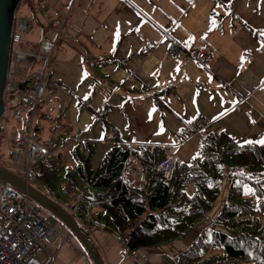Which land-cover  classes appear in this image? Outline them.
Listing matches in <instances>:
<instances>
[{
    "label": "crops",
    "instance_id": "obj_1",
    "mask_svg": "<svg viewBox=\"0 0 264 264\" xmlns=\"http://www.w3.org/2000/svg\"><path fill=\"white\" fill-rule=\"evenodd\" d=\"M70 12L56 59L58 81L71 93L72 104L62 112L55 103L41 115L65 116L75 123L79 140L100 142L105 128L100 116L111 125L113 113L126 118L124 139L136 146L178 147L179 162L198 148V142L181 144L177 135L196 115L209 121L210 133H224L237 144L264 137V0H74ZM173 40L183 48L207 43L213 60L206 66L186 58L174 62L166 53ZM117 131L114 145L128 144ZM90 211L94 217L101 213L95 204ZM85 217L82 228L104 264H179L207 228L200 222L182 239L141 249L148 255L142 261L125 254L116 234ZM66 234L49 245L50 264H93Z\"/></svg>",
    "mask_w": 264,
    "mask_h": 264
},
{
    "label": "trees",
    "instance_id": "obj_2",
    "mask_svg": "<svg viewBox=\"0 0 264 264\" xmlns=\"http://www.w3.org/2000/svg\"><path fill=\"white\" fill-rule=\"evenodd\" d=\"M100 118L108 132L112 125ZM199 141L197 156L174 163L169 177L161 168L165 152L157 146L133 148L119 140L92 169L91 143H76L69 153L76 166L64 174L73 199L82 192L75 213L89 215L90 222L116 234L129 250L153 248L182 239L204 220L226 173L228 200L213 226L202 230L179 264H264V147L234 143L224 133H209ZM129 157L136 161L143 181L122 176ZM35 176L43 189L54 191L56 170L51 158L36 164ZM188 184L193 186L192 194L186 191ZM245 187L252 190L256 204L244 197ZM93 204L101 210L95 217L90 211Z\"/></svg>",
    "mask_w": 264,
    "mask_h": 264
},
{
    "label": "built area",
    "instance_id": "obj_3",
    "mask_svg": "<svg viewBox=\"0 0 264 264\" xmlns=\"http://www.w3.org/2000/svg\"><path fill=\"white\" fill-rule=\"evenodd\" d=\"M67 21L68 14L66 13L58 22L56 38L41 40L38 53L20 47L22 34L30 29L28 22L15 15L12 24L10 63L3 86L4 110L0 117V145L2 143L7 145L11 168L21 171L22 179L28 184L31 180L36 179L35 166L39 161L58 155L56 150L35 140L33 123L36 109L44 98L46 83L49 79L47 67L56 47L58 35L63 31ZM166 53L169 59L174 62L186 58L201 66L208 65L214 57V50L207 43L199 48H183L174 40L169 43ZM34 62L38 63V68L29 71L26 67L25 75L27 80L32 83V89L27 91L26 81L23 82L25 84L20 89L19 85L23 84L22 81H15V77L20 74V64ZM261 88L264 89V79L261 81ZM9 110L12 112L8 113ZM9 114L14 120V124L7 123ZM209 125V121L203 115H196L178 129L177 135L180 140H187L194 136L202 137L210 133ZM72 140L76 141V136ZM69 141H71V137L67 136L60 146L68 144ZM157 147L165 152L166 160L161 168L164 169L167 176H170L173 164L180 163L174 155L178 147ZM121 174L131 180H134L135 176H138L141 181L144 180L136 161L131 157L125 162ZM82 197V192H78L65 208L70 213H75ZM41 208L26 194L0 180V264H50L53 250L49 245L62 237L63 231L67 233L66 239H71L73 235L61 222L51 221L53 220L52 216L45 218L40 215ZM125 254L133 259L148 260V255L141 249L129 250L125 247ZM185 256L186 252L181 255L179 260Z\"/></svg>",
    "mask_w": 264,
    "mask_h": 264
},
{
    "label": "rangeland",
    "instance_id": "obj_4",
    "mask_svg": "<svg viewBox=\"0 0 264 264\" xmlns=\"http://www.w3.org/2000/svg\"><path fill=\"white\" fill-rule=\"evenodd\" d=\"M73 3L74 0L73 1L67 0V3L66 0H20L15 15L17 18L22 17L24 20H26L30 28L28 32H24L22 34L20 47L22 49L34 50L35 52L38 53L39 52L38 46L41 40H43L44 38L54 40L57 36L58 22L65 16L66 13L68 14V18H69V13H71L70 8ZM75 5L76 2L73 8L75 7ZM63 31L58 35V38L56 40L57 41L56 47L53 51V54L51 55V59L47 67L49 79L48 82L46 83L44 98L36 109L34 123H33L35 140L40 144H43L53 150H56L58 153V155L51 157L56 170V182L54 185V191L50 192L47 189H43V187L39 184L37 178L31 180L29 183L31 184V186L35 187L36 189L40 191H44L47 194H49L50 198L57 201L63 207H67V205L70 204L73 200V193H69L66 190L64 174L66 173L67 170H72L76 166L70 157L69 154L70 148L76 143H82L83 141L81 139L79 140L78 138L76 141L72 140L75 137V132L78 133V135L80 134V132L75 130V123L68 124V122H66L67 118L65 116L59 119V118L47 116L45 114L41 115L46 107H50L55 103L60 106V110H62V112L69 110L68 108L69 102L72 104L71 93L68 90H66L65 87H62L58 81V78L61 75V64H60L61 61H58V59H56V56L59 55L57 50L64 41ZM11 65L13 66V62L11 63ZM26 67L29 71H34L38 68V63L36 62L30 64L21 63L19 67L20 74L18 75V77H15V81L17 82L22 81V83L26 81L27 91H30L32 89V83L28 81L27 78L25 77L27 72ZM70 80H71L70 78L66 79L65 82L68 85H70L71 84ZM10 112H12V110H9L8 113ZM119 115H120V119L116 113L108 115V117L113 120V124L111 123L112 126L109 130L113 132L112 135L110 132L107 133L106 129L103 128V134H101V139H100L102 142L100 141L96 143V141H94V143L91 144V146L93 147V153L92 155H90L91 156L90 165L92 169H95L99 165L105 152L113 147L114 139H112V137L116 138V135L118 133L117 129H120L122 138L124 139V131H125L124 128L126 127L127 123L123 124L125 117L121 113H119ZM7 123L9 124L15 123L14 120L11 118L10 114L7 119ZM73 130L75 131L74 133ZM67 136L71 137V141H69L68 144L60 146V144H62L66 140ZM98 138H100V135H98ZM124 140L126 143L130 144L131 147L136 146L133 145L134 142L131 141L130 139H124ZM188 141H191L192 144H196L198 142L199 145L200 143V141L195 137L180 142H182L181 144H186ZM115 145H117V143H115ZM198 149L199 146L196 152L194 153V155H192V157L197 156ZM0 165L5 166L7 169L13 171L15 175H17L18 177L20 178L23 177L21 171L18 170L15 171L11 168L10 160H9V150L7 145L3 143L0 145ZM138 179H139L138 176L134 177L135 181ZM229 183H230V179L226 176L225 173V176L221 182L217 199L213 203V206L210 209V211L206 213L205 215L206 217L202 221V224H205L207 228L213 226L214 219L216 218L219 210L221 209L223 204H225V202L228 200L227 192H228ZM79 189L83 190L84 192H88L87 188H83L82 185L79 186ZM186 191L188 194L193 193L192 184L187 185ZM244 197L247 200L251 201L253 204H256L258 202L252 190L248 187H245ZM40 215L45 218L51 217V214L43 208H41L40 210ZM73 216L77 219V221L81 226H84L83 224H85V220H86L85 215L73 213ZM218 252L221 253L222 251H218ZM180 260H182V258Z\"/></svg>",
    "mask_w": 264,
    "mask_h": 264
},
{
    "label": "water",
    "instance_id": "obj_5",
    "mask_svg": "<svg viewBox=\"0 0 264 264\" xmlns=\"http://www.w3.org/2000/svg\"><path fill=\"white\" fill-rule=\"evenodd\" d=\"M20 0H0V117L4 110L3 86L10 63L11 30ZM25 83L20 84L22 89ZM0 180L11 184L22 193L26 194L40 207L61 222L79 242L88 254L93 264H104L95 248L92 246L89 236L79 225L77 219L65 207L48 197L42 191L28 184L5 166L0 165Z\"/></svg>",
    "mask_w": 264,
    "mask_h": 264
},
{
    "label": "snow or ice",
    "instance_id": "obj_6",
    "mask_svg": "<svg viewBox=\"0 0 264 264\" xmlns=\"http://www.w3.org/2000/svg\"><path fill=\"white\" fill-rule=\"evenodd\" d=\"M191 2V0H190ZM215 21L214 19L210 20V24H214ZM262 48H264V46H262ZM242 62H243V57H242ZM247 144L249 145H256V144H259L261 147H264V137H261L259 140H256V141H247L246 142Z\"/></svg>",
    "mask_w": 264,
    "mask_h": 264
}]
</instances>
